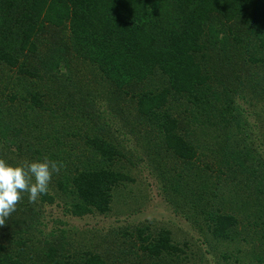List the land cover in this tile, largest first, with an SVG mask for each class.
<instances>
[{"label": "trees", "instance_id": "obj_1", "mask_svg": "<svg viewBox=\"0 0 264 264\" xmlns=\"http://www.w3.org/2000/svg\"><path fill=\"white\" fill-rule=\"evenodd\" d=\"M10 75L26 94L6 93ZM250 116L264 144V0H0V157L62 165L0 225V264L196 259L168 228H118L96 244L47 229L57 200L74 216L111 211L134 180L119 134L144 147L174 209L226 247L224 264H264V148Z\"/></svg>", "mask_w": 264, "mask_h": 264}, {"label": "rangeland", "instance_id": "obj_2", "mask_svg": "<svg viewBox=\"0 0 264 264\" xmlns=\"http://www.w3.org/2000/svg\"><path fill=\"white\" fill-rule=\"evenodd\" d=\"M63 69L65 70L66 68ZM94 77L95 76L91 74V76H85V80H88L91 85H94L96 83ZM3 78L5 79L2 83L10 81L8 82L9 84L7 83L9 88L6 90V93L8 95L13 91H17L16 93H18V95L21 93L26 94L27 90L21 89L14 81L17 78L16 75L3 76ZM10 84H12V86ZM109 117H111L110 119L111 122H113V125L119 123L118 118H115L112 115ZM29 118L32 119V116L30 115ZM250 120L252 123V126L250 127L252 129L251 134H253L255 145H258L260 144V139L262 138L259 133L261 128L256 127L258 121L254 126L251 116ZM262 130L264 131V128H262ZM118 137H120L119 139L122 140L124 145H126L129 149L134 150L131 152L132 162L127 159L122 161L124 170L128 171L129 175H131L134 180L126 182V186L124 188L121 187V189L118 190L119 193L113 200L111 211L107 214L96 212L80 217L74 216L65 211L62 201V203H60V201L57 200L54 203H48L45 205L44 216L47 223V229L65 228L68 230L67 233L72 231V233H76L78 236L87 237V241H92L96 244V240L100 239L98 233L106 234L110 231H114L115 229L118 230V228H125L131 231L135 230L138 226L146 225L150 226L154 231H158L162 228H168L173 232V234H176L179 240L183 242L187 239L190 240H187L188 254L192 250L199 249V252L196 254V259L193 260L192 258L189 264H224V260L221 258V251L226 250V247L219 244L220 246L218 245L214 249V247L210 244L212 241L211 236L206 238L203 235V231L206 228L200 230V228H197L196 225H193L191 221L186 219L180 212L174 209L173 205L168 201L164 194L163 181H158L157 175L152 170V163L146 160L143 161L139 158H144L146 154L143 152L144 147L141 144L136 143L135 136H133V134H129L127 136L119 134ZM260 145L264 148V144ZM137 146L140 147L136 149ZM139 154L141 155L138 156ZM164 154H166L167 164H169V152L164 150ZM215 160V158H210L209 162H214ZM206 161H208V158H205L202 164L204 165ZM213 178H215L214 175ZM212 200L215 201V204L220 207L222 211H227L228 208L221 203L219 196L218 198L212 197ZM226 200L227 198H225V202ZM91 231H94L96 236H93L94 233ZM242 246L244 251L239 254L248 261L249 257L252 256V253L249 251L252 244L242 242ZM97 248L102 250L103 245L102 248ZM258 252H260L259 249ZM142 258H144L142 264L151 263L146 260L148 258Z\"/></svg>", "mask_w": 264, "mask_h": 264}, {"label": "clouds", "instance_id": "obj_3", "mask_svg": "<svg viewBox=\"0 0 264 264\" xmlns=\"http://www.w3.org/2000/svg\"><path fill=\"white\" fill-rule=\"evenodd\" d=\"M61 167L48 159L12 164L0 157V225L16 210L25 193L32 203L47 194L53 175Z\"/></svg>", "mask_w": 264, "mask_h": 264}]
</instances>
